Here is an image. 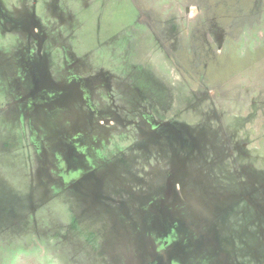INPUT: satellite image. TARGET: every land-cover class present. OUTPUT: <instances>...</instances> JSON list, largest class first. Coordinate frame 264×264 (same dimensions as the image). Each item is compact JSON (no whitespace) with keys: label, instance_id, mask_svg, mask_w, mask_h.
Segmentation results:
<instances>
[{"label":"rangeland","instance_id":"obj_1","mask_svg":"<svg viewBox=\"0 0 264 264\" xmlns=\"http://www.w3.org/2000/svg\"><path fill=\"white\" fill-rule=\"evenodd\" d=\"M0 2V264H264V0Z\"/></svg>","mask_w":264,"mask_h":264},{"label":"flooded vegetation","instance_id":"obj_2","mask_svg":"<svg viewBox=\"0 0 264 264\" xmlns=\"http://www.w3.org/2000/svg\"><path fill=\"white\" fill-rule=\"evenodd\" d=\"M1 3V2H0ZM0 14H3L2 12H1V5H0ZM28 27H29V43H30V45H29V47H28V56H27V58H29L30 57V59H28L27 60V62L26 63H28V66H27V69H25L24 70V74H23V76H21L20 77V88H23V87H26V83H27V79H28V67L30 66V62L34 59V58H37V52L38 53H42V51L44 50V49H47L46 48V43H47V40H45V37H44V35H43V33H44V31H43V28L41 29L42 31H40L39 30V28L37 27V26H34V25H27ZM13 27V26H12ZM10 29V28H9ZM37 29H38V31H37ZM40 32V33H39ZM43 32V33H42ZM33 42V43H32ZM33 48V50H34V53L32 54H30V48ZM46 59H49L48 58V51L46 52ZM79 62V61H78ZM77 61H74L73 62V64H76V63H78ZM33 63H37L36 61H35V59L33 60V62H32V64ZM78 66V65H77ZM77 66L75 67V68H77ZM120 68H121V66H120ZM92 70H94L93 68H92ZM29 72H30V74H31V69L29 68ZM74 72H76V73H79V72H77V71H74ZM71 73H73V72H71ZM107 73L108 72H106V71H99V70H96L95 71V74L96 75H94L95 77H96V79H98V78H100V77H103V79H104V81H102V80H100L101 81V83H103L107 88L108 87H110L109 89L110 90H112L113 92H115V95H118L119 93H117L116 92V87L114 86L115 84H114V82L113 81H109V79L108 80H106L105 78H107V77H105L106 75H107ZM71 75V74H70ZM32 77H33V75H32ZM77 77V76H76ZM110 77V76H109ZM51 78H49V80H50ZM81 80H82V77H81ZM77 83V81H74V85ZM23 86V87H22ZM121 88V86H119L118 87V89H120ZM22 91V90H21ZM121 92V91H120ZM78 104H77V106L75 107V111L74 112H78L79 113V115L77 116V114H76V116L80 119V121L82 120V116H83V114H85V117L83 118V120L84 121H88V123H87V126L90 128L89 130H87L86 131V133L88 134V136L90 135V134H94L95 135V133L97 132V130H99V128L101 127V125H100V122H99V116H103L104 117V119L105 120H107V121H110V120H113V125L115 126V127H118V129H116L115 127H113V129H116V131L118 132V130H119V133L121 134V135H123V136H126V133H127V131H128V127H132L133 129H135V130H137V132L139 131V127H136V125H138V126H140L141 127V124H142V126L144 125H146V120H144L143 119V116L141 115V121L138 123V121H131V120H128L129 118H125V117H122L121 116V114L119 113V111L121 110V108L122 107H120V104L119 103H117L116 104V102L115 101H107L106 100V98L105 97H102V96H100V98H98V99H95V97L94 96H92V97H90V99H89V101L88 102H90V104L88 105L87 103H85L84 102V99H80V98H78ZM104 102H105V105H104ZM106 106V110H104V107ZM112 107H114V108H112ZM87 112V113H86ZM115 120V121H114ZM155 120V119H154ZM64 121H65V124H63L64 123ZM69 121V122H68ZM70 121H76L77 122V119L76 120H72V119H67V120H63L62 122H61V124L62 125H64V127H66V126H68V125H70L69 123H70ZM107 121L105 122V123H107ZM131 123H130V122ZM157 121V120H156ZM156 121H153V120H151V122L152 123H154V122H156ZM177 121V120H176ZM121 122H123L125 125H122L121 124ZM173 122H175L174 120H173ZM141 123V124H140ZM91 124V125H90ZM135 125V126H134ZM61 126V125H60ZM74 126H77V127H80L81 126V124L80 123H77L76 125H74ZM91 126V127H90ZM143 126V127H144ZM95 127H97L95 130H93ZM131 128V129H132ZM120 129H123V134L121 133V130ZM130 131V130H129ZM65 132H69V131H67V130H65ZM73 132L75 133L76 131H74L73 130ZM73 132H72V134H73ZM142 132V131H141ZM139 133H140V131H139ZM72 134H70V136L72 135ZM66 135H68V133H66ZM106 137V136H105ZM107 137H109V135H107ZM81 138V137H80ZM73 141H75V140H73ZM70 143V142H69ZM75 143L77 144L78 142L77 141H75ZM75 144V145H76ZM69 145H73V144H69ZM67 152V154H68V156H70V157H74V153L76 152L75 150H73V151H66ZM67 154H65L64 155V158H65V156L67 155ZM72 155V156H71ZM63 158V159H64ZM67 166V165H66ZM121 203H122V205L125 207V204L123 203V201H121ZM145 209V208H144ZM175 264V263H174Z\"/></svg>","mask_w":264,"mask_h":264},{"label":"water","instance_id":"obj_3","mask_svg":"<svg viewBox=\"0 0 264 264\" xmlns=\"http://www.w3.org/2000/svg\"><path fill=\"white\" fill-rule=\"evenodd\" d=\"M172 189L171 188H169V191L171 192V194H169L170 196L172 195V197H173V194H174V190L173 191H171ZM172 197L170 198V199H172ZM170 202H167L168 203V205L169 206H171L170 204H171V202H173V201H171V200H169Z\"/></svg>","mask_w":264,"mask_h":264},{"label":"snow or ice","instance_id":"obj_4","mask_svg":"<svg viewBox=\"0 0 264 264\" xmlns=\"http://www.w3.org/2000/svg\"><path fill=\"white\" fill-rule=\"evenodd\" d=\"M37 31H38V29H37Z\"/></svg>","mask_w":264,"mask_h":264}]
</instances>
